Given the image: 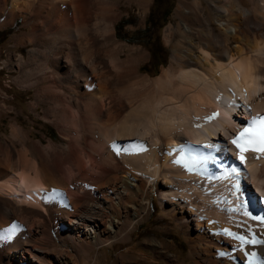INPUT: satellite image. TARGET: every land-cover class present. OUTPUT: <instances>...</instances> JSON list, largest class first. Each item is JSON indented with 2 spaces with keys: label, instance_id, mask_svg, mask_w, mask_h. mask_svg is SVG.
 Segmentation results:
<instances>
[{
  "label": "bare ground",
  "instance_id": "6f19581e",
  "mask_svg": "<svg viewBox=\"0 0 264 264\" xmlns=\"http://www.w3.org/2000/svg\"><path fill=\"white\" fill-rule=\"evenodd\" d=\"M7 1L2 24L22 17L32 29L16 42L36 46L4 62L19 72L15 84L33 88L31 108L42 107L61 141L33 140L17 122L0 140V264H89L92 248L131 240L151 193L182 229L187 264H247L252 253L261 264L264 243L241 247L224 230L264 241L250 216H264V155L247 152L240 165L231 143L264 116V0H177L162 33L169 59L154 74L141 70L149 53L116 33L121 9L145 15L151 0ZM6 99L0 112H13ZM217 165L224 173L206 179ZM143 241L178 264L165 249L172 240ZM130 250L116 262L156 259Z\"/></svg>",
  "mask_w": 264,
  "mask_h": 264
},
{
  "label": "rangeland",
  "instance_id": "374dc122",
  "mask_svg": "<svg viewBox=\"0 0 264 264\" xmlns=\"http://www.w3.org/2000/svg\"><path fill=\"white\" fill-rule=\"evenodd\" d=\"M7 3L9 7L11 0H8ZM176 4L177 0H151L145 15L139 12L136 7L121 9L123 18L116 24L118 39L130 45L140 46L142 50L149 53L150 58L141 68L143 72L154 74L169 59V51L163 44L162 33L170 21L174 22L173 12ZM2 20L3 18L0 16V100L6 96L7 103L13 107L14 111L6 112L3 110L0 112V140H9L12 124L17 122L30 131L33 140L38 138L45 141V138L51 137L60 142L57 129L41 116L42 107L37 109L40 115H36L31 108V102L34 98L33 88L22 89L15 84L13 78L19 72L11 70L9 65L5 63L8 52L26 55L28 48L36 46L35 43L23 45L16 42L17 35L28 34L32 26L23 25L22 17L17 18L14 25H3ZM34 62L30 65L33 71L40 65L41 61L35 59ZM151 197L150 212L137 224L129 242L101 243V245L89 250V258L85 262H89V264H93L94 261H96L95 264H166L164 257L158 256L150 249V246L144 244L145 238L155 237L165 241L172 240L173 242L166 245L165 249L174 255L178 264H187L189 244L183 236L182 229L177 226L174 218L161 213V207L155 193H151ZM12 222L16 221L12 220ZM14 224L16 225L17 222ZM17 226L21 229L22 224L18 223ZM129 247L131 254L142 252L144 255L156 259L143 260L138 258L136 262H116V255ZM59 249H62L60 245L56 249L53 248V251Z\"/></svg>",
  "mask_w": 264,
  "mask_h": 264
},
{
  "label": "snow or ice",
  "instance_id": "6c2138e0",
  "mask_svg": "<svg viewBox=\"0 0 264 264\" xmlns=\"http://www.w3.org/2000/svg\"><path fill=\"white\" fill-rule=\"evenodd\" d=\"M219 99V97H217ZM218 113H213L212 116L207 117V119L211 120L214 119ZM231 143L236 147L238 150L237 152V160L239 161L240 165H244L246 162L247 157L245 153L253 152L256 153V159H259L261 155H264V116L253 117L247 127L243 128L242 131L232 139ZM230 175L235 176L237 182L233 184V188L236 190V193H239L240 196H243V193L240 191V184L239 181L241 179V169L239 167H233L230 169ZM244 176L247 173H243ZM43 191V190H42ZM234 193V194H236ZM58 195L56 190H53L51 196ZM45 199L48 198V194H45ZM239 198V197H238ZM246 215H249L246 213ZM253 219H257L261 221V227H264V217H252ZM14 230V229H13ZM228 236L233 237L237 241L240 242L241 247L245 244H262L264 241L259 239H249L244 235H237L232 233L228 230H224ZM7 237L0 235V239H6ZM256 259V254L252 253V259L247 261V264H254ZM264 264V261L261 262Z\"/></svg>",
  "mask_w": 264,
  "mask_h": 264
}]
</instances>
